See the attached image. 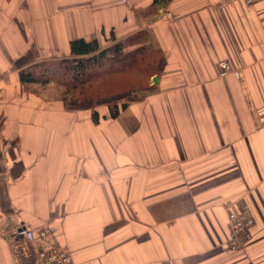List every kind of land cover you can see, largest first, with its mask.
<instances>
[{
	"label": "crops",
	"instance_id": "0c3cea01",
	"mask_svg": "<svg viewBox=\"0 0 264 264\" xmlns=\"http://www.w3.org/2000/svg\"><path fill=\"white\" fill-rule=\"evenodd\" d=\"M153 3L0 0V264H40L46 224L77 264H264V0ZM138 32L164 65L114 120L21 83L29 53Z\"/></svg>",
	"mask_w": 264,
	"mask_h": 264
},
{
	"label": "trees",
	"instance_id": "16d2710c",
	"mask_svg": "<svg viewBox=\"0 0 264 264\" xmlns=\"http://www.w3.org/2000/svg\"><path fill=\"white\" fill-rule=\"evenodd\" d=\"M169 1L154 0L153 4L157 8ZM160 50L147 43L145 33L138 32L107 47L98 39L77 38L70 42L69 57L36 61L29 53L16 64L23 85L47 87L53 83L63 87L59 98L66 107L91 109L94 123L99 124V106L107 105L108 119L114 120L132 100H137L133 96L136 92L153 88L150 82L160 74L165 61ZM125 97L128 100L119 101Z\"/></svg>",
	"mask_w": 264,
	"mask_h": 264
},
{
	"label": "built area",
	"instance_id": "2783aa9c",
	"mask_svg": "<svg viewBox=\"0 0 264 264\" xmlns=\"http://www.w3.org/2000/svg\"><path fill=\"white\" fill-rule=\"evenodd\" d=\"M247 5L254 4L262 0H243ZM222 74H226L230 68L226 61L220 62ZM231 222V239L229 248L232 250L242 247L252 237L250 227L253 224L252 218L231 212L229 214ZM55 227L50 224L44 225L40 232L41 246L39 250L40 264H77L66 247L57 243L55 239Z\"/></svg>",
	"mask_w": 264,
	"mask_h": 264
},
{
	"label": "rangeland",
	"instance_id": "374dc122",
	"mask_svg": "<svg viewBox=\"0 0 264 264\" xmlns=\"http://www.w3.org/2000/svg\"><path fill=\"white\" fill-rule=\"evenodd\" d=\"M155 77V76H154ZM152 81H153V78H152V80H151V82L150 83H152ZM57 87V94H58V96L60 95L61 96V93H62V90H63V87H60V86H56ZM134 92H136V91H134ZM139 93V94H138ZM143 93V94H142ZM144 95V94H146L145 92H142L141 90L140 91H138V92H136L135 93V95H133V96H136L137 97V100L138 101H142L143 99H138V98H140L142 95ZM129 98V97H128ZM128 98H123V99H119V101L120 102H122V101H125V100H128Z\"/></svg>",
	"mask_w": 264,
	"mask_h": 264
},
{
	"label": "water",
	"instance_id": "95a60500",
	"mask_svg": "<svg viewBox=\"0 0 264 264\" xmlns=\"http://www.w3.org/2000/svg\"><path fill=\"white\" fill-rule=\"evenodd\" d=\"M153 81H154L155 83H158V77L155 76V77L153 78Z\"/></svg>",
	"mask_w": 264,
	"mask_h": 264
}]
</instances>
